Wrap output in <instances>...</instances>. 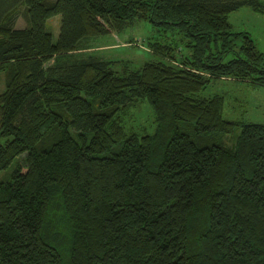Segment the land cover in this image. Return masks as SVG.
<instances>
[{
	"label": "trees",
	"instance_id": "16d2710c",
	"mask_svg": "<svg viewBox=\"0 0 264 264\" xmlns=\"http://www.w3.org/2000/svg\"><path fill=\"white\" fill-rule=\"evenodd\" d=\"M21 3L29 23L11 27ZM243 4L264 12L259 0H0V170L16 159L0 179V264H264V123L199 94L221 76L264 86V53L228 20ZM133 18L162 30L155 54L179 41L190 54L44 66ZM138 98L153 132L125 128ZM235 129L230 145L210 135Z\"/></svg>",
	"mask_w": 264,
	"mask_h": 264
},
{
	"label": "rangeland",
	"instance_id": "374dc122",
	"mask_svg": "<svg viewBox=\"0 0 264 264\" xmlns=\"http://www.w3.org/2000/svg\"><path fill=\"white\" fill-rule=\"evenodd\" d=\"M259 1L264 3V0ZM60 17V14H55L45 22L47 29L52 33L53 40H56L58 35ZM228 20L234 30L246 31L256 47L264 53V12L255 10L251 5L243 4L228 14ZM28 23V15L26 17L24 5L21 3L8 25L24 27ZM162 33V30L152 26L149 21L133 18L126 21L119 29L113 28L110 32L83 38L75 50L51 57L44 63V66L47 69L50 65H62L89 56L104 60H120L133 67L140 66L146 60L161 59V57L168 63L181 65L182 59L190 54L182 42L179 41V45L173 51V57L157 55L148 46V42L160 39ZM174 37L176 38L175 35ZM120 65L121 63L117 67ZM4 87L5 73L0 71V92ZM199 94L202 96L223 95V116L225 118L264 123V86L252 85L248 80L221 76L211 78ZM126 110L122 121L127 130L139 133L154 131V111L147 99L138 98L131 101ZM238 133L239 129H235L231 133L217 132L210 135L213 139L222 138L226 144L230 145ZM15 160L7 168L0 170L1 180L9 178L15 166Z\"/></svg>",
	"mask_w": 264,
	"mask_h": 264
}]
</instances>
